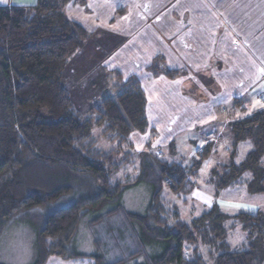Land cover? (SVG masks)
<instances>
[{
	"label": "trees",
	"instance_id": "1",
	"mask_svg": "<svg viewBox=\"0 0 264 264\" xmlns=\"http://www.w3.org/2000/svg\"><path fill=\"white\" fill-rule=\"evenodd\" d=\"M68 1L38 0L32 8L0 7V245L9 224L21 220L30 226L27 232L33 239L30 264H46L54 256L83 258L86 255L75 240L85 228L92 232L94 248L87 257L95 264H106L93 229L105 224L114 240L109 226L118 217L130 227L134 249L107 264H203L198 240L209 235L224 240L221 222L230 217L213 208L188 225L162 198L164 186L176 195L190 193V177L200 163L183 166L165 161L149 142L135 151L130 136L148 129L147 100L138 78L124 80L116 73L113 95L95 107L96 117L82 120L73 111L62 74L89 35L64 14ZM148 69L170 79L182 73L168 70L162 58ZM94 126H101L100 138L114 143L113 149L96 147L91 137ZM230 130L234 146L250 141L253 149L240 164L222 166L223 180L218 184L232 186L250 173L249 184L264 187V109L233 121ZM209 152L208 144L199 151L200 158ZM134 162L133 179L112 181L113 174ZM140 184L149 186L150 201L137 214L127 210L123 195ZM64 198H69L67 204L46 217L37 214ZM235 218L253 243L248 250L219 255L216 264H264V214L239 213ZM0 264L12 263L0 260Z\"/></svg>",
	"mask_w": 264,
	"mask_h": 264
},
{
	"label": "crops",
	"instance_id": "2",
	"mask_svg": "<svg viewBox=\"0 0 264 264\" xmlns=\"http://www.w3.org/2000/svg\"><path fill=\"white\" fill-rule=\"evenodd\" d=\"M37 1L0 0V7L32 8ZM63 12L89 40L99 32L112 47L102 63L111 88L116 73L138 78L148 129L130 136L135 151L147 142L175 145L195 124L217 121L223 101L234 100L232 110L238 109L227 115L229 125L252 114L240 113L251 103L248 94L264 109V0H70ZM161 58L181 75L155 76L148 67Z\"/></svg>",
	"mask_w": 264,
	"mask_h": 264
},
{
	"label": "rangeland",
	"instance_id": "3",
	"mask_svg": "<svg viewBox=\"0 0 264 264\" xmlns=\"http://www.w3.org/2000/svg\"><path fill=\"white\" fill-rule=\"evenodd\" d=\"M105 41L99 32L91 40L87 39L81 48L69 58L62 74L61 83L69 93L72 109L82 120L96 117L95 107L100 105L103 98L113 95L111 77L107 75L102 65L106 53L112 49ZM193 96L203 97L195 94ZM250 97L248 94L249 99H247L251 100V103L247 101L249 106L246 107L245 111H240L244 115L259 110L263 105V102H258L257 98L251 99ZM233 104L234 100L231 99L220 103L215 108L218 116L217 121L195 124L191 130L176 137L175 145L169 147L165 145L163 148L151 146V149L157 150L160 157L165 161L183 166H188L194 161L200 163L196 173L190 177V181L193 183V190L190 193L176 195L166 186L161 193L162 198L169 204L170 208L178 211L179 217L184 223L190 225L213 208L230 217L221 222L226 236L224 240H213L211 235L204 240H198L199 254L203 264H216L217 257L226 252L250 249L253 243L252 239L248 237L247 232L235 217L239 213L264 214V193L256 192L259 189H264V187H260L257 182L249 184L252 180L250 173H244L239 179L241 182L232 186L223 187L218 184L219 181L223 180L221 167L227 168L231 162L236 165L240 164L253 149L250 141L239 142L234 146L227 117L228 114L233 116L238 111V109L232 110ZM241 104L238 105L245 107L246 101ZM101 131V126H94L91 129V137L96 140V147L104 151L113 149L114 143L100 138ZM208 144L210 152L208 156L202 159L199 151ZM262 161H264V157ZM136 163L122 167L118 173L113 174L112 181L133 179L137 175ZM206 164L207 167H205ZM215 170H217L216 173H214ZM68 199L64 198L57 203L48 205L45 209L39 210L37 214H40V218L46 217L54 208L66 205ZM123 201L128 211L137 214L143 213L150 201L149 186L140 184L128 188L123 195ZM104 227L106 225L101 224L95 227L93 231L102 244L107 263L121 259L122 256L133 251L132 231L120 218H115L109 226L111 230L113 229L112 234L116 237L115 241L110 238L107 229ZM29 228L30 226L21 220H14L9 224L0 245V260L14 264H30L32 262L35 253L33 239L30 232H27ZM91 236L90 229L81 228L78 238L75 240L76 247L82 254L86 255L85 257L76 259L53 257L47 264H95L93 258L87 257L88 254L94 253ZM134 262L127 264H134Z\"/></svg>",
	"mask_w": 264,
	"mask_h": 264
},
{
	"label": "snow or ice",
	"instance_id": "4",
	"mask_svg": "<svg viewBox=\"0 0 264 264\" xmlns=\"http://www.w3.org/2000/svg\"><path fill=\"white\" fill-rule=\"evenodd\" d=\"M208 165L206 164L205 167H207Z\"/></svg>",
	"mask_w": 264,
	"mask_h": 264
}]
</instances>
